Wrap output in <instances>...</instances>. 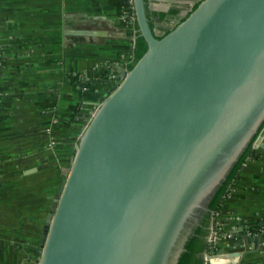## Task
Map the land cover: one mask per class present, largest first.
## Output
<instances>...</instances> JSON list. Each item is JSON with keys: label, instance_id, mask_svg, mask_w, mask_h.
<instances>
[{"label": "water", "instance_id": "obj_1", "mask_svg": "<svg viewBox=\"0 0 264 264\" xmlns=\"http://www.w3.org/2000/svg\"><path fill=\"white\" fill-rule=\"evenodd\" d=\"M153 1L133 0L147 50L85 127L37 264H178L256 134L261 146L264 0H202L161 39Z\"/></svg>", "mask_w": 264, "mask_h": 264}, {"label": "crops", "instance_id": "obj_2", "mask_svg": "<svg viewBox=\"0 0 264 264\" xmlns=\"http://www.w3.org/2000/svg\"><path fill=\"white\" fill-rule=\"evenodd\" d=\"M125 4L0 0V264H37L79 139L132 59L136 31L122 20ZM193 5L155 0L146 10L161 28L150 27L167 32L168 12L181 19ZM253 150L212 216L215 247L238 253L241 264H264V138Z\"/></svg>", "mask_w": 264, "mask_h": 264}, {"label": "trees", "instance_id": "obj_3", "mask_svg": "<svg viewBox=\"0 0 264 264\" xmlns=\"http://www.w3.org/2000/svg\"><path fill=\"white\" fill-rule=\"evenodd\" d=\"M198 4L199 3L194 5L191 11H194L197 8ZM186 17L182 18L180 22L184 21ZM134 29L135 31L138 30L136 21L134 22ZM166 34H168V31L165 32L164 35L157 36L156 38L161 39ZM146 50L147 45L144 39L139 37L138 33H136V39L132 50V59L127 66L128 71H130L134 67L138 60L144 55ZM107 80L108 79L103 78L101 79V82H107ZM263 126L264 122L262 123L258 132L262 129ZM256 136L257 134L253 137L244 153L239 157L238 161L234 164L224 182L218 188L216 194L209 204V212L204 215L199 225L194 229L192 237L188 240L185 246L186 251L180 257L178 264H205L204 255H211L219 252L217 247H211L207 244L211 217L213 213H217L220 211L222 202L228 195V191L237 173L239 172L245 160L254 153L252 144Z\"/></svg>", "mask_w": 264, "mask_h": 264}, {"label": "built area", "instance_id": "obj_4", "mask_svg": "<svg viewBox=\"0 0 264 264\" xmlns=\"http://www.w3.org/2000/svg\"><path fill=\"white\" fill-rule=\"evenodd\" d=\"M126 4H125V8L123 10V18L122 20L126 22V24H134L135 20V15H134V9H133V0H125ZM0 64H1V57H0ZM82 79H88V77L85 75L82 77ZM216 213H213L212 216L215 217ZM212 223V233L209 236V243L212 245L211 247H215L216 245V219H214L213 217H211V222L210 225ZM261 233H264V228H262L260 230ZM204 261L205 263H209L211 260L207 257V255H204Z\"/></svg>", "mask_w": 264, "mask_h": 264}, {"label": "flooded vegetation", "instance_id": "obj_5", "mask_svg": "<svg viewBox=\"0 0 264 264\" xmlns=\"http://www.w3.org/2000/svg\"><path fill=\"white\" fill-rule=\"evenodd\" d=\"M200 1H202V0H194V5H196ZM154 2H155V0L152 3H150V4L148 3L147 4L148 7H152V5H153ZM155 14H156V12H155ZM156 16H157V14L154 15V16H152V17L150 16V18H155ZM166 19H167V23H171V25H172L171 27H173L180 20V18L177 17V14L175 12H168ZM158 20L156 22H158ZM152 22L154 23V21H152ZM161 33H163V31ZM161 33L160 34H157V36H161L162 35Z\"/></svg>", "mask_w": 264, "mask_h": 264}, {"label": "bare ground", "instance_id": "obj_6", "mask_svg": "<svg viewBox=\"0 0 264 264\" xmlns=\"http://www.w3.org/2000/svg\"><path fill=\"white\" fill-rule=\"evenodd\" d=\"M213 264H223L222 262H220V263H213ZM226 264V263H225Z\"/></svg>", "mask_w": 264, "mask_h": 264}]
</instances>
